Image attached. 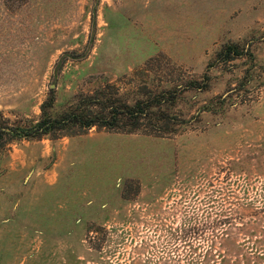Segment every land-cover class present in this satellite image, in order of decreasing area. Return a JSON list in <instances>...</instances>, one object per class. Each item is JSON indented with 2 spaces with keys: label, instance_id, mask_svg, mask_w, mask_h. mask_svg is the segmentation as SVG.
Wrapping results in <instances>:
<instances>
[{
  "label": "rangeland",
  "instance_id": "rangeland-1",
  "mask_svg": "<svg viewBox=\"0 0 264 264\" xmlns=\"http://www.w3.org/2000/svg\"><path fill=\"white\" fill-rule=\"evenodd\" d=\"M107 85L174 124L5 140L0 264H264V0H0V126Z\"/></svg>",
  "mask_w": 264,
  "mask_h": 264
},
{
  "label": "trees",
  "instance_id": "trees-1",
  "mask_svg": "<svg viewBox=\"0 0 264 264\" xmlns=\"http://www.w3.org/2000/svg\"><path fill=\"white\" fill-rule=\"evenodd\" d=\"M113 86L83 94L68 110L52 117V95L41 107L42 115L37 121L24 122L13 126H0V146L5 140H41L45 137L59 139L65 136L87 134L92 129L112 132L132 133L144 128L161 132L174 124L171 108L153 112L152 101L137 100L129 102L116 97ZM165 99L157 100L161 105ZM167 101L165 100L164 103Z\"/></svg>",
  "mask_w": 264,
  "mask_h": 264
}]
</instances>
